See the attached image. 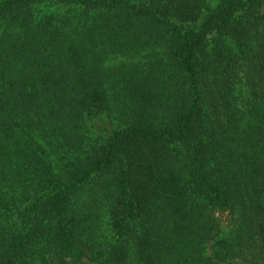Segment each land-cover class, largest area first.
<instances>
[{"label":"trees","instance_id":"trees-1","mask_svg":"<svg viewBox=\"0 0 264 264\" xmlns=\"http://www.w3.org/2000/svg\"><path fill=\"white\" fill-rule=\"evenodd\" d=\"M0 264H264V0H0Z\"/></svg>","mask_w":264,"mask_h":264},{"label":"rangeland","instance_id":"rangeland-1","mask_svg":"<svg viewBox=\"0 0 264 264\" xmlns=\"http://www.w3.org/2000/svg\"><path fill=\"white\" fill-rule=\"evenodd\" d=\"M225 219V217H223V220ZM225 222V221H224Z\"/></svg>","mask_w":264,"mask_h":264}]
</instances>
